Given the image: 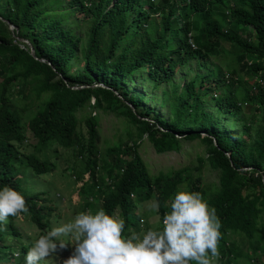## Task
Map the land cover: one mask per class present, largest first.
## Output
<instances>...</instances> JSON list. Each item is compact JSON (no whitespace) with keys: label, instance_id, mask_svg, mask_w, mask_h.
I'll return each instance as SVG.
<instances>
[{"label":"trees","instance_id":"16d2710c","mask_svg":"<svg viewBox=\"0 0 264 264\" xmlns=\"http://www.w3.org/2000/svg\"><path fill=\"white\" fill-rule=\"evenodd\" d=\"M153 1L7 0L0 11V189L20 192L29 209L0 223V264H25L44 228L60 222L48 190L29 182L52 173L62 150H72L80 162L69 167L83 183L79 213H118L129 236L153 229L138 208L156 200L162 231L175 194L199 192L221 220L222 264H264V0ZM18 39L28 40L35 56ZM222 55L232 59L228 85L245 92L240 102L220 82H210V74L198 75L180 92L173 89V117L166 119L146 104L145 94L132 90V80L145 72L158 88L171 84L191 60ZM29 86L36 98L27 94ZM16 89L31 100L28 105L14 103ZM37 101L41 105L31 111ZM211 101L218 104L212 114ZM243 105L255 113L252 124L238 118ZM85 109L82 121L78 114ZM104 114L124 126L106 152ZM31 141L34 151L27 154ZM195 141L203 152L179 170L153 173L140 153L149 143L156 154H182ZM207 172L217 173L218 181L205 184ZM20 222L38 231L29 243Z\"/></svg>","mask_w":264,"mask_h":264},{"label":"clouds","instance_id":"9594fccd","mask_svg":"<svg viewBox=\"0 0 264 264\" xmlns=\"http://www.w3.org/2000/svg\"><path fill=\"white\" fill-rule=\"evenodd\" d=\"M159 207L156 200L148 204L150 211L158 212ZM28 211L20 192L8 185L0 189V223ZM57 214L60 222L44 228L46 234L26 252L25 264L48 263L45 259L54 254L60 259L58 264H222L221 220L199 192L175 194L171 211L163 217L162 231L149 229L125 236V220L103 208L95 214L81 212L62 225L64 216L59 210Z\"/></svg>","mask_w":264,"mask_h":264},{"label":"rangeland","instance_id":"374dc122","mask_svg":"<svg viewBox=\"0 0 264 264\" xmlns=\"http://www.w3.org/2000/svg\"><path fill=\"white\" fill-rule=\"evenodd\" d=\"M159 1L161 0H154L153 2L154 4H158ZM6 6L7 0H0V11H3ZM145 9H147V7H145ZM75 18L77 19V17ZM88 19L91 18L89 17ZM80 22L82 21L80 20ZM194 34L196 36L197 32H194ZM223 48L229 50L231 46L229 44H223ZM229 62L231 63L232 59L230 58L229 61H227V57L224 55H222L219 60L213 58H210V60L206 61H203L201 59L191 60L190 62L186 63L185 66L181 67L178 70L176 77L171 84H163L160 87L155 88L149 74L145 72L140 76H136L132 80L131 87L132 90L145 94L146 104L153 107L161 116L166 119H171L173 117L171 109V103L173 101V89L177 90V92H180V89L184 85L194 80L198 75L210 74V82H220L223 85V92L227 94L236 93L235 99L237 102H240V100L242 99V94H244L245 92L238 86V84H235L234 86L228 85L230 79L227 72V69L229 68ZM79 66H82V64H80ZM77 67V65H74L73 71H76ZM253 83H255V81H252L250 84ZM212 85L208 84L207 86L211 87ZM16 91L18 93L13 91L11 92L13 94L12 99L14 103L19 107L28 105L31 100L26 98V95H22L21 93H19L18 89H16ZM27 94H32L33 98H36L35 94L32 93L31 86L28 87ZM40 105L41 103L37 101V103L32 108H30L31 111L36 110ZM217 110L218 104L214 101H211L207 108V112L212 114L216 113ZM242 111V114L238 116V118H246L248 123L252 124V121L255 120V113L252 112L249 115L248 107L244 105L242 106ZM88 115L89 110L85 109L78 114V117L80 120L84 121ZM228 118H230V115H228ZM100 128L102 136V151L106 152V149L109 146L117 142V138L120 136V134H123L122 130L124 129V126H122L121 122L116 118L114 114H104L101 118ZM237 130L238 134H241L243 131V127H239ZM124 138H126V136H124ZM33 143L34 141H31L24 152H26L27 154L33 153L34 148L33 145H31ZM185 150L186 151L182 154L173 152L165 155H159L155 153L154 149L149 143H145L141 148L140 153L142 157L146 161H148V164L151 166V171L153 173H156L161 169H164L165 171H168L171 168L179 170L183 167L193 166L196 163L197 155L203 152V148L199 146L198 141L186 143ZM61 152L62 155L57 158L56 169L53 170L52 173L43 175L41 177H34L29 182V184L34 186L35 188L37 185H40L42 189L48 190L50 196L54 198L53 203L55 205H57L58 203L59 212H61L64 216L63 220L61 221L62 225L65 223V221H72L74 219V216L79 214L82 201L78 194V189L83 185V183H77L74 176L72 175V171L69 170V167L73 166L75 163H77L78 165L80 164L72 150L66 151L65 153L64 150H62ZM85 180H89V175H85ZM217 181V173H205V184H210ZM54 201H56L57 203ZM150 202L142 204V206L138 208V211L140 214H146L149 222L153 225V229L157 230L160 225V219L159 215H155L154 211H150L148 209V204ZM50 206H52V204H50ZM19 224L25 235L26 242L29 243L33 238L37 236L38 231L36 228H29L28 225L23 222H20ZM45 261L52 264H58L60 259L57 257V255L54 254L53 256L46 258Z\"/></svg>","mask_w":264,"mask_h":264},{"label":"water","instance_id":"95a60500","mask_svg":"<svg viewBox=\"0 0 264 264\" xmlns=\"http://www.w3.org/2000/svg\"><path fill=\"white\" fill-rule=\"evenodd\" d=\"M6 24L9 26V29L13 32V33H15L16 35H17V29H16V27L15 26H13V24L12 23H10L9 21H6ZM20 42H22V43H25L29 48H30V52H31V55L32 56H35V51H34V48H33V46L31 45V43L28 41V40H24V39H18ZM43 62V61H42ZM95 87H98V85L97 86H95ZM82 88H84V87H81V88H72V89H75V90H77V89H82ZM245 170H248V169H245Z\"/></svg>","mask_w":264,"mask_h":264},{"label":"built area","instance_id":"2783aa9c","mask_svg":"<svg viewBox=\"0 0 264 264\" xmlns=\"http://www.w3.org/2000/svg\"><path fill=\"white\" fill-rule=\"evenodd\" d=\"M192 47L196 48L195 44L193 43V41H191Z\"/></svg>","mask_w":264,"mask_h":264}]
</instances>
